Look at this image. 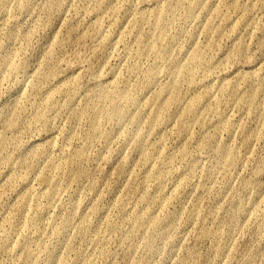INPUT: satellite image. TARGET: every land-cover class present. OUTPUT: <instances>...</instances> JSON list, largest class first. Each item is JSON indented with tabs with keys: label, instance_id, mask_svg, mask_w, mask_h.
Segmentation results:
<instances>
[{
	"label": "rangeland",
	"instance_id": "374dc122",
	"mask_svg": "<svg viewBox=\"0 0 264 264\" xmlns=\"http://www.w3.org/2000/svg\"><path fill=\"white\" fill-rule=\"evenodd\" d=\"M0 264H264V0H0Z\"/></svg>",
	"mask_w": 264,
	"mask_h": 264
}]
</instances>
